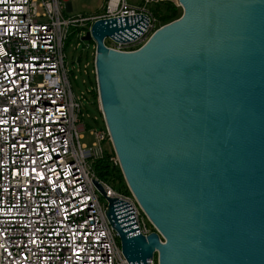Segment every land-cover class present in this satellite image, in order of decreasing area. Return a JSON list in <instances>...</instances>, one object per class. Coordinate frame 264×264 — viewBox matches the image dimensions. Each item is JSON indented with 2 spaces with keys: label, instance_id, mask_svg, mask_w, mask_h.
<instances>
[{
  "label": "water",
  "instance_id": "obj_1",
  "mask_svg": "<svg viewBox=\"0 0 264 264\" xmlns=\"http://www.w3.org/2000/svg\"><path fill=\"white\" fill-rule=\"evenodd\" d=\"M178 3L182 16L138 50L104 40L135 39L144 17L97 20L82 38L96 43L123 176L159 233L124 224L94 182L132 264L156 251L158 264H264V0Z\"/></svg>",
  "mask_w": 264,
  "mask_h": 264
},
{
  "label": "built area",
  "instance_id": "obj_2",
  "mask_svg": "<svg viewBox=\"0 0 264 264\" xmlns=\"http://www.w3.org/2000/svg\"><path fill=\"white\" fill-rule=\"evenodd\" d=\"M158 1L106 0L100 14L85 17L69 14L66 0H0V264H132L107 217L106 197L118 200L124 224L135 223L145 236L158 232L133 194L96 176L102 144H112L106 123L90 131L91 145L82 142L87 97L75 93L71 76L87 75L89 92L99 97L96 43L83 68L80 61L70 66L66 54L71 35H86L97 20L124 17L145 18L139 36L104 43L138 50L166 25L151 9ZM111 160L120 166L116 153ZM147 264H158L157 251Z\"/></svg>",
  "mask_w": 264,
  "mask_h": 264
},
{
  "label": "rangeland",
  "instance_id": "obj_3",
  "mask_svg": "<svg viewBox=\"0 0 264 264\" xmlns=\"http://www.w3.org/2000/svg\"><path fill=\"white\" fill-rule=\"evenodd\" d=\"M68 1L71 2L72 5V11H70L69 14L74 16H85V17L100 14L103 9V6L106 3V0H68ZM142 1L143 0H127V3L129 5L136 6L138 4H141ZM166 1L174 2L180 8V11L183 14V8L179 5L178 0H166ZM154 15L156 19L159 21L160 20L159 17L155 13ZM160 23L163 24L162 22ZM86 33L87 31H85V34ZM84 36L85 35L80 36L79 33L77 32L73 34L71 38H69L68 40V44L66 47V54L70 66L80 61L81 67L83 68L85 62L89 60L92 61L91 53L93 49H88V46L89 45L92 46L94 44V40L93 39L82 40ZM78 44H80L79 47H77ZM137 47H139V45H134V46L132 45V48H137ZM77 74L79 75L78 79H75L74 75L71 76L73 89L76 94H80L82 91H84L87 97L86 102L83 105L84 112L88 114L86 118L87 130L83 132L85 137L82 140V142L91 145L94 142L95 138L94 136L91 135L90 131L102 130L105 127V122H104V118L102 117L103 115H101V105H100L99 97H97V95L95 94H91L88 90L91 87L89 84L90 80L88 76L78 72ZM102 145L106 152H110L112 155L115 154V150L111 143H109L108 141H104ZM116 182L118 183L113 184L115 186V189L118 191L122 190L123 187L121 183H119L118 180Z\"/></svg>",
  "mask_w": 264,
  "mask_h": 264
},
{
  "label": "trees",
  "instance_id": "obj_4",
  "mask_svg": "<svg viewBox=\"0 0 264 264\" xmlns=\"http://www.w3.org/2000/svg\"><path fill=\"white\" fill-rule=\"evenodd\" d=\"M151 9L159 17L160 19L159 21L162 22L163 24H168L182 16V12L180 11V8L172 1H166V0L158 1L157 3H154L151 6ZM92 94L97 95L95 91H92ZM111 157L112 154L110 152H106L105 156L102 159L94 163V170L96 176L99 179L108 182L113 188H115L113 184L118 183L116 182L118 180L123 187L122 190L120 191L126 194H131L126 184L120 166L114 164V162L111 160Z\"/></svg>",
  "mask_w": 264,
  "mask_h": 264
},
{
  "label": "crops",
  "instance_id": "obj_5",
  "mask_svg": "<svg viewBox=\"0 0 264 264\" xmlns=\"http://www.w3.org/2000/svg\"><path fill=\"white\" fill-rule=\"evenodd\" d=\"M66 1H67L66 3L68 4V3H69V1H68V0H66ZM70 3H71V2H70ZM67 4H66V5H67ZM71 7H72V5H71ZM67 11H68V8H67ZM68 12H69V11H68ZM69 13H70V12H69Z\"/></svg>",
  "mask_w": 264,
  "mask_h": 264
}]
</instances>
